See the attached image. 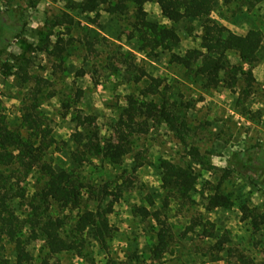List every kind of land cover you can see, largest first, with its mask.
<instances>
[{"label":"rangeland","instance_id":"374dc122","mask_svg":"<svg viewBox=\"0 0 264 264\" xmlns=\"http://www.w3.org/2000/svg\"><path fill=\"white\" fill-rule=\"evenodd\" d=\"M79 1L0 0V14L22 28L16 37L9 36L0 45V119L27 138L31 130L22 122L24 107L32 102L37 78H43L37 110L49 119L50 136L55 140L47 149L46 159L56 170L74 168L98 185L108 184V190L119 194L115 199L108 195L101 204L105 209L112 201L105 245L94 239L90 227L77 235V210L60 209L55 214L64 218L66 229L82 243H76L69 251L53 252L61 243L40 237L31 241L30 252L34 256L48 253L61 264H134L130 259L133 254L146 261L158 223L153 218L136 216L132 210L138 205H149V198L161 206L166 193L161 186L160 166L163 160H170L191 165L197 181L192 202L170 200L165 213L175 241L154 264H264V0H212V21L235 33L258 29L263 34L253 80L240 81L236 89L222 84L205 88L199 77L188 76L184 67L172 60L174 54L183 55L188 49L199 47L201 18L184 17L172 23L161 14L158 1L146 3V19L173 26L179 36L173 48H160L155 58H148L139 51V41L133 33V7L121 16L100 9L92 24L87 18L94 14L72 7ZM63 12L72 16L73 24L68 33L65 27H55L54 34L71 39L62 68L53 70V57L37 48L48 22ZM118 45L135 54L136 62L159 80V90L168 105L180 107L185 114L189 133L181 141L165 123L149 119L146 133L128 138V151L120 165L98 159L78 165L71 158L75 148L72 134L78 130L73 118L78 109L95 116V127L105 142L109 137H124L116 122L129 95L162 102L160 94H141L149 78L137 83L127 79L125 66L114 57ZM24 59L29 61L31 75L27 82L17 74ZM229 60L242 64L234 52L229 53ZM191 148L199 151L200 159L188 154ZM38 186L35 170L15 184L18 194L24 195L13 199L11 209L25 222L34 208L31 196ZM214 190L229 195L233 206L207 211V196ZM86 208L94 209L95 205L87 201ZM7 211L0 204V213ZM253 220L259 222L257 228L253 227ZM5 251L11 254V245L7 244Z\"/></svg>","mask_w":264,"mask_h":264},{"label":"trees","instance_id":"16d2710c","mask_svg":"<svg viewBox=\"0 0 264 264\" xmlns=\"http://www.w3.org/2000/svg\"><path fill=\"white\" fill-rule=\"evenodd\" d=\"M154 1H158L161 14L172 23L184 17H199L203 20L199 47L188 49L183 55L174 54L172 58L174 62L184 67L188 76L199 77L205 88H214L222 84L226 88L236 89L240 81L248 83L253 80V69L258 63L257 51L263 41L262 32L250 29L243 34L235 33L212 21L209 17L212 0H80L72 7L86 14H94L93 17L87 18L92 24L96 23L100 9L110 15L121 16L128 14L130 7H133L135 21L132 29L139 41L138 49L144 56L155 58L160 48L168 50L173 48L178 43L179 36L173 26H162L146 19L143 6ZM73 21L70 14L63 12L48 22L42 34L41 44L37 49L53 57V70L62 68L63 56L71 39L66 40L62 34H54V29L65 27L68 33L71 28L69 25L73 24ZM21 29L19 24L14 21L8 22L6 17L0 14V45L7 41L9 36L16 37ZM117 49L119 51L114 57L125 66L127 79L137 83L145 77L149 78L150 82L141 90V94L144 97L160 94L162 102L143 101L129 95L128 104L122 109L121 117L116 122L124 137H109L105 142L95 127V116L78 109L73 118L78 130L72 134L75 148L71 154L73 162L78 165L91 162L93 159L105 161L113 166L120 165L128 151V138L146 133L149 119L165 123L181 141L189 133L185 114L180 112V107L168 105L164 93L161 94L159 90V80L151 77L144 67L136 62L135 54L124 50L120 45ZM230 52L237 54L242 64L231 63ZM28 66L27 59L18 65L17 74L23 82H27L31 76L28 73ZM41 81L45 80L37 78L38 87L35 93H32V102L26 103L22 115V122L31 130L27 138L18 130L10 129L4 120L0 119V204L8 209L6 214L0 213V264H61L59 260L50 258L48 253L45 256H34L29 250L31 241L40 237L53 239L56 244L61 243L59 248H52L53 252L69 251L76 247V243H82L77 235L88 227L94 232V239L105 245L106 237L110 233L107 213L112 209V201L105 209L101 204L108 195H113V199L119 195L108 190V184L98 185L77 173L74 168L56 170L46 159L47 149L55 140L50 136L49 119L37 110ZM188 154L193 158L201 157L195 148L189 149ZM160 168L161 186L166 193L161 206H156L149 198V205H138L132 210L134 215L143 219L153 218L158 223V228L154 232L155 242L147 260L133 254L130 259L134 264H154V261L160 259L174 243L175 233L165 213L170 200L192 202L191 195L197 181L192 166L163 160ZM34 170L38 174L39 186L31 196V199L35 200V205L25 222L12 211L11 204L14 198L24 195L18 194L15 184L26 179ZM87 201H91L95 208H86ZM232 206L233 201L229 195L214 190L207 196L205 209L207 211L216 207L229 209ZM60 209L69 212L77 210V213H80L76 226L77 235L73 236L72 231L66 229L64 218L55 214ZM253 223L255 228L259 226V222L253 220ZM7 244L11 245V254L5 251Z\"/></svg>","mask_w":264,"mask_h":264}]
</instances>
